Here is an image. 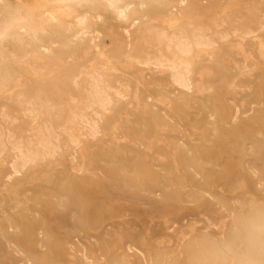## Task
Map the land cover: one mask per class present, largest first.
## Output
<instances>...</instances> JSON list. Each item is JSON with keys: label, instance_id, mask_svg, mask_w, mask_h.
I'll return each instance as SVG.
<instances>
[{"label": "rangeland", "instance_id": "1", "mask_svg": "<svg viewBox=\"0 0 264 264\" xmlns=\"http://www.w3.org/2000/svg\"><path fill=\"white\" fill-rule=\"evenodd\" d=\"M39 129L50 149L19 165ZM0 152V264L220 246L230 215L264 206V0H0Z\"/></svg>", "mask_w": 264, "mask_h": 264}, {"label": "bare ground", "instance_id": "2", "mask_svg": "<svg viewBox=\"0 0 264 264\" xmlns=\"http://www.w3.org/2000/svg\"><path fill=\"white\" fill-rule=\"evenodd\" d=\"M62 14H63V12H62ZM60 15V14H59ZM25 18V17H24ZM61 18V17H60ZM22 20H25V19H22ZM215 23V22H214ZM21 27V26H20ZM236 31V30H235ZM157 37V36H156ZM155 37V38H156ZM173 37H175V36H173ZM227 37V36H226ZM199 38H200V36H199ZM224 38V37H223ZM158 40V39H157ZM158 42V41H157ZM181 44V43H180ZM186 44V43H185ZM199 46V45H198ZM167 49H169V48H167ZM176 49L178 50V52L179 53H181V54H184L185 53V49H186V47L183 45H176ZM161 52V51H160ZM168 53V52H167ZM161 54V53H160ZM185 55V54H184ZM126 57V56H125ZM102 58V57H101ZM159 58V57H158ZM174 59V58H173ZM182 59V58H181ZM180 59V60H181ZM154 61V60H153ZM179 61V60H178ZM155 62H156V59H155ZM154 62V63H155ZM177 62V61H176ZM180 64H181V62H179ZM176 64V63H175ZM171 65H173V63L171 62ZM182 65V64H181ZM144 66V65H143ZM176 66V65H175ZM177 67H179V66H177ZM164 68V67H163ZM174 68V67H173ZM88 76V75H87ZM183 77V76H182ZM182 77H180V76H178L176 79H174V80H177L176 82L175 81H173V83L175 82V84H180V85H183V78ZM186 85V84H185ZM177 86V85H176ZM2 87V86H1ZM4 88V87H3ZM187 88V87H186ZM188 89V88H187ZM95 90V89H94ZM98 90V89H97ZM90 92V91H89ZM97 92V91H96ZM99 93V92H98ZM87 96V95H86ZM96 95H94V97H95ZM102 98V97H101ZM91 100V99H90ZM92 101V100H91ZM95 102H97V101H99V99L98 98H95V100H94ZM100 103V102H99ZM98 103V104H99ZM90 104V103H89ZM86 105V104H85ZM91 105V104H90ZM96 105V104H95ZM102 105V104H101ZM84 106V105H83ZM98 106V105H97ZM103 106V105H102ZM107 106V105H106ZM99 107V106H98ZM80 111V110H79ZM29 115V114H28ZM237 116V115H236ZM30 117H31V115H30ZM156 117V116H155ZM80 118V117H79ZM78 118V119H79ZM163 118V117H162ZM5 119H7V118H5ZM235 119V118H234ZM30 120H33L32 118L30 119ZM33 121H35V120H33ZM6 123V122H5ZM7 124V123H6ZM33 124V123H32ZM32 124H30V125H32ZM76 124V123H75ZM38 130V129H37ZM32 133V132H31ZM34 133V132H33ZM96 134V133H95ZM158 134V133H157ZM38 136L36 137V141L34 142L35 144L33 145V144H31V143H29L28 144V147H27V152L26 153H23L21 150V147H18L17 149H18V152H19V154H20V158H18V163H19V165H21V166H24V165H26L27 163H30V162H33L36 158H37V156H38V154H39V147H41L42 149V151H47V150H49L50 149V147H51V143H49L50 141V139H49V136H47V135H44L42 132H41V130L39 129V131H38V134H37ZM51 135V134H50ZM7 136H9V135H7ZM69 136V135H68ZM27 137V136H26ZM79 138V137H78ZM77 137H72V138H70V139H72V142H73V140L74 141H76V139H78ZM8 143V142H7ZM71 143V142H70ZM68 144V143H67ZM239 146H240V144H239ZM243 147V146H242ZM241 149V148H240ZM242 152V151H241ZM1 153V152H0ZM246 155V154H245ZM248 155V154H247ZM250 156V155H249ZM182 160V159H181ZM14 163V162H13ZM207 164V163H206ZM185 165V164H184ZM210 165V164H209ZM242 166V165H241ZM13 168V167H12ZM15 169V168H14ZM12 170V169H11ZM16 170V169H15ZM87 171H89V170H86V169H83V170H80V172H87ZM91 173L92 174H96L95 176H98L97 175V171H96V169L95 168H93V171H91ZM100 176V175H99ZM98 176V177H99ZM100 178V177H99ZM7 180V179H6ZM103 180H105V182H106V185H107V183H108V185H109V187H111V188H113V193H114V189H117V190H120V192H121V190H122V193L121 194H123L124 196H125V199H127L128 197L127 196H129L128 195V193H126L125 191H127L128 189H129V187L126 185V183H124L121 179L119 180V179H111V178H107V177H104L103 179H102V181ZM104 182V183H105ZM104 183H102L99 187L101 188V186L102 185H104ZM89 186V185H88ZM96 186H98V185H96ZM92 187V186H91ZM103 187H107V186H103ZM90 190H91V188L90 187H88ZM88 190V189H87ZM97 190H100V189H97ZM109 190V189H108ZM142 191H140L139 193H140V195H143V197L145 196L146 198H149V200H148V202H146V203H148V204H161V203H169V194H167L166 192H162V191H159L160 193L158 194V195H160L161 197L160 198H157V199H154L153 197L155 196V195H157V194H155V193H152V191L149 189V188H146V189H141ZM89 191V190H88ZM88 191H86V192H88ZM92 191H94L93 192V195H94V193H95V191L96 190H93L92 189ZM101 191V190H100ZM104 191V190H103ZM106 191V190H105ZM98 192V191H97ZM96 192V193H97ZM102 192V191H101ZM101 192L100 193H98V194H101ZM107 192V191H106ZM105 192V193H106ZM112 193V191H109V193ZM117 192V191H116ZM135 193L136 191H131L130 192V196H131V193ZM89 193H91V192H89ZM108 193V192H107ZM107 193H106V197H108V195H107ZM137 193H138V190H137ZM88 194V193H87ZM116 194V193H115ZM92 195V194H91ZM112 195V194H111ZM117 195H118V193H117ZM122 195V196H123ZM135 195H136V193H135ZM140 195H138V197L140 198ZM86 196V195H85ZM90 196V195H89ZM129 196V197H130ZM94 197V196H93ZM92 197V198H93ZM98 197V196H97ZM101 197H102V194H101ZM105 197V198H106ZM110 197H112V196H110ZM109 197V198H110ZM138 197H136V199L138 198ZM69 198V197H68ZM68 198H66V199H68ZM104 198V199H105ZM150 198H153L154 200H150ZM96 199V198H95ZM110 199H114V198H110ZM109 199V200H110ZM117 199H119V198H117ZM144 199V198H143ZM101 200H102V198H101ZM106 200V199H105ZM138 201H139V199H137ZM93 201H95L94 200V198H93ZM132 201H134V199L132 200ZM57 203V202H56ZM60 203H62V202H59L58 201V205H61ZM94 203V202H93ZM80 204V203H79ZM118 204H120V203H118ZM154 204V205H155ZM156 204V205H157ZM96 205V204H95ZM153 205V206H154ZM155 205V206H156ZM81 206V205H80ZM91 206H94L93 204L91 205ZM90 206V207H91ZM159 206V205H158ZM93 208V207H92ZM253 208H259V209H264V206H258V205H252V206H250L248 209H244V208H241V210L240 211H238V212H236V213H234V214H232V215H230V219H229V221H228V225H226L225 226V228H223L221 231H220V241H221V245L219 246L215 241H210L209 239H207V237H206V235L205 236H201V237H198L197 235H195V234H191L190 236H189V238H187V240H186V242H187V245H186V247H184L183 249H182V253L184 254V256H185V258L187 259V264H206V263H209V264H222L223 263V257H222V254H221V252H220V247H222V246H228V245H231L232 243H233V241H234V236H233V233H232V223H233V218H234V216L235 215H238V214H241V213H247L249 210H251V209H253ZM90 209V208H89ZM79 210V209H78ZM96 211V210H95ZM90 212V211H89ZM97 212H98V208H97ZM95 213V212H94ZM231 213V212H230ZM229 213V214H230ZM97 214V213H96ZM69 215V216H68ZM68 215H65L64 213H63V217L64 216H68L67 218L69 219V223H68V225H72V227H73V224H71V222L73 221V216L72 215H70V214H68ZM89 215H91L90 213L88 214V217H89ZM62 216V215H61ZM92 216V215H91ZM94 216L96 217V215L94 214ZM58 217V216H57ZM58 218H61L60 216L58 217ZM92 218V217H91ZM53 219V218H52ZM67 219V220H68ZM58 220V219H57ZM59 220H63V218L62 219H59ZM66 220V219H65ZM61 221L59 222V223H61ZM63 222V221H62ZM60 225V224H59ZM62 225H63V223H61V227H62ZM54 226V225H53ZM67 226V225H66ZM64 227V226H63ZM66 228V227H65ZM68 229H69V227H68ZM67 229V230H68ZM66 230V231H67ZM74 230H76V228H71L70 227V230H69V232H71V234H74L73 232H74ZM65 231V232H66ZM75 232H77V231H75ZM66 234V233H65ZM70 235V234H69ZM69 235H67L66 234V237L67 236H69ZM76 237V236H75ZM72 238V240L73 239H75V238H73V237H71ZM71 240V241H72ZM70 241V242H71ZM69 242V243H70ZM70 244H72V242L70 243ZM154 264H157L158 262H159V255H156V257H154ZM122 260V259H121ZM121 263V262H120Z\"/></svg>", "mask_w": 264, "mask_h": 264}, {"label": "clouds", "instance_id": "3", "mask_svg": "<svg viewBox=\"0 0 264 264\" xmlns=\"http://www.w3.org/2000/svg\"><path fill=\"white\" fill-rule=\"evenodd\" d=\"M232 233L233 243L219 249L225 264H264V209L235 215Z\"/></svg>", "mask_w": 264, "mask_h": 264}]
</instances>
